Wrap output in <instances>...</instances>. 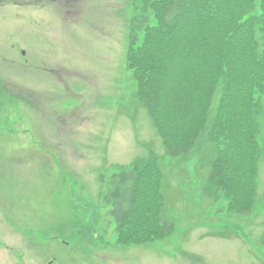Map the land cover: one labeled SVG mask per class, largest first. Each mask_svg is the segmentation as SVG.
<instances>
[{
	"label": "rangeland",
	"instance_id": "obj_1",
	"mask_svg": "<svg viewBox=\"0 0 264 264\" xmlns=\"http://www.w3.org/2000/svg\"><path fill=\"white\" fill-rule=\"evenodd\" d=\"M152 1H81L64 24L49 17L51 29L10 35L7 59L0 53V264H264V93L255 94L257 201L242 215L228 184L209 175L229 150L222 130L211 134L221 83L201 138L179 158L137 96L128 51L132 31L142 44L147 21L156 23ZM151 156L174 222L158 238L145 166L127 224L118 227L103 198L115 173Z\"/></svg>",
	"mask_w": 264,
	"mask_h": 264
},
{
	"label": "trees",
	"instance_id": "obj_2",
	"mask_svg": "<svg viewBox=\"0 0 264 264\" xmlns=\"http://www.w3.org/2000/svg\"><path fill=\"white\" fill-rule=\"evenodd\" d=\"M150 5L156 23L147 21L142 44L133 30L128 51V63L139 85L137 96L158 124L168 154L179 158L189 154L201 138L221 83L211 134L222 130L229 150L222 160L212 161L209 175H220L228 184L235 213L248 214L257 201L260 148L256 135L262 106L255 94L264 93V0H155ZM237 117L247 122V130ZM132 165L112 176L104 201L112 205L118 227L127 224L145 166L152 174L148 193L151 234L165 237L174 230V222L163 213L161 163L151 156ZM243 182L249 187L245 197ZM148 240L122 238L120 242Z\"/></svg>",
	"mask_w": 264,
	"mask_h": 264
},
{
	"label": "flooded vegetation",
	"instance_id": "obj_3",
	"mask_svg": "<svg viewBox=\"0 0 264 264\" xmlns=\"http://www.w3.org/2000/svg\"><path fill=\"white\" fill-rule=\"evenodd\" d=\"M81 1L87 0H0V53L3 54L1 58L7 59L8 54H4V51L7 44L9 47L11 34L34 32L45 27L51 29L49 17H54L52 22L59 19L64 24L67 22L65 17L80 12L78 4ZM46 21L48 25L44 24Z\"/></svg>",
	"mask_w": 264,
	"mask_h": 264
}]
</instances>
